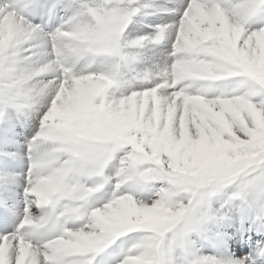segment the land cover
Returning a JSON list of instances; mask_svg holds the SVG:
<instances>
[{
	"label": "snow or ice",
	"instance_id": "snow-or-ice-1",
	"mask_svg": "<svg viewBox=\"0 0 264 264\" xmlns=\"http://www.w3.org/2000/svg\"><path fill=\"white\" fill-rule=\"evenodd\" d=\"M170 5L129 39L152 0H0V135L39 120L0 169V264H108L131 233L114 264H264V0Z\"/></svg>",
	"mask_w": 264,
	"mask_h": 264
},
{
	"label": "bare ground",
	"instance_id": "bare-ground-1",
	"mask_svg": "<svg viewBox=\"0 0 264 264\" xmlns=\"http://www.w3.org/2000/svg\"><path fill=\"white\" fill-rule=\"evenodd\" d=\"M141 195V198H147L148 196H151L152 195V191L149 189V188H145L144 192ZM137 234L136 233H131L129 234L128 236H125V237H122L120 240H118L116 242V251H119V246L121 245L122 242H131L132 238L134 236H136ZM211 239H206V240H201L200 242L198 243H203L205 245H210L211 244ZM209 250H211L210 247H205L204 248V251L208 252Z\"/></svg>",
	"mask_w": 264,
	"mask_h": 264
}]
</instances>
